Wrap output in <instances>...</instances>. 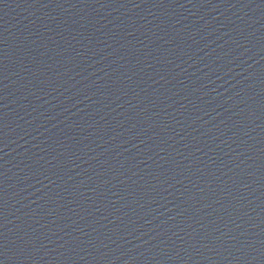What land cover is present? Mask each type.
<instances>
[{"label":"water","instance_id":"1","mask_svg":"<svg viewBox=\"0 0 264 264\" xmlns=\"http://www.w3.org/2000/svg\"><path fill=\"white\" fill-rule=\"evenodd\" d=\"M0 264H264V0H0Z\"/></svg>","mask_w":264,"mask_h":264}]
</instances>
